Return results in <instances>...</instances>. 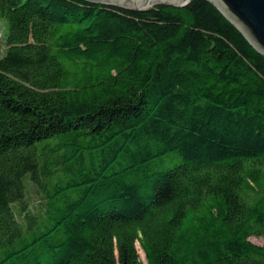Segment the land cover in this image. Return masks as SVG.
I'll return each mask as SVG.
<instances>
[{
    "label": "trees",
    "instance_id": "16d2710c",
    "mask_svg": "<svg viewBox=\"0 0 264 264\" xmlns=\"http://www.w3.org/2000/svg\"><path fill=\"white\" fill-rule=\"evenodd\" d=\"M0 264H264V56L210 2L0 0Z\"/></svg>",
    "mask_w": 264,
    "mask_h": 264
},
{
    "label": "water",
    "instance_id": "95a60500",
    "mask_svg": "<svg viewBox=\"0 0 264 264\" xmlns=\"http://www.w3.org/2000/svg\"><path fill=\"white\" fill-rule=\"evenodd\" d=\"M128 11H144L157 6L186 7L192 0H82ZM213 4L264 56V0H206Z\"/></svg>",
    "mask_w": 264,
    "mask_h": 264
},
{
    "label": "rangeland",
    "instance_id": "374dc122",
    "mask_svg": "<svg viewBox=\"0 0 264 264\" xmlns=\"http://www.w3.org/2000/svg\"><path fill=\"white\" fill-rule=\"evenodd\" d=\"M0 36H1V34H0ZM252 241H253L254 243H256V244L264 245V238H256V237H255V238H252ZM138 249H139V254H140V258H141V260H142L145 264H147L146 256H145V254H144L142 248L140 247V245H138Z\"/></svg>",
    "mask_w": 264,
    "mask_h": 264
}]
</instances>
